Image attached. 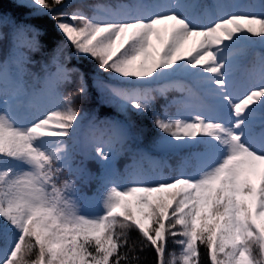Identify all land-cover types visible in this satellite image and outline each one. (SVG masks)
Here are the masks:
<instances>
[{"label":"snow or ice","instance_id":"1","mask_svg":"<svg viewBox=\"0 0 264 264\" xmlns=\"http://www.w3.org/2000/svg\"><path fill=\"white\" fill-rule=\"evenodd\" d=\"M14 6L27 20L0 15V264H138L133 230L155 264H200V245L210 264H264V0H128L90 16L73 0ZM45 17L63 40L37 75L44 33L28 21ZM93 91L114 115L77 106ZM133 117L151 119L174 175L117 178L121 155H148ZM89 161L100 184L81 197Z\"/></svg>","mask_w":264,"mask_h":264},{"label":"trees","instance_id":"2","mask_svg":"<svg viewBox=\"0 0 264 264\" xmlns=\"http://www.w3.org/2000/svg\"><path fill=\"white\" fill-rule=\"evenodd\" d=\"M250 1L255 0H248V2ZM73 2L80 7L81 11L90 16L94 13L97 5L114 7L122 3H127L128 0H73ZM201 2L211 3L212 0H201ZM24 12V9H18L14 6V0H0V15L15 17L18 21L27 20ZM28 22L35 24L44 33L41 38L44 45L43 51L33 56V63L30 65V71L32 73L42 75V65L48 61V58L53 52V49L63 40V37L60 36V34L52 27L53 22L46 17L44 19L31 20ZM3 31L7 33L8 29L3 28ZM8 50V42L0 41V60H3L7 57ZM65 55L70 58L67 61L69 67H79L88 72H90L91 68L93 67V64L88 61L78 60L73 55V50L71 48L65 49ZM28 80L29 83H34L31 77H28ZM180 95L181 93L179 92L170 91L168 93L167 99H165L164 97H159L155 102L156 109L158 111L161 110L162 106L169 103L173 99L179 98ZM77 106L83 109L89 117L95 116L98 119H103L105 116H111L115 114V109L100 105L99 96L95 91H93L92 95L88 99L78 101ZM170 111L174 112L175 108L173 107L172 109H170ZM132 119L134 122L135 131L140 137V140L138 141V147L143 149L148 155L142 158L139 156L134 157L131 153L125 154L120 158V162H116L117 178L121 181L122 184H126L129 179L127 174L133 169L136 172L139 171L140 173L152 172L153 169H155V171L158 173L162 172L165 176H171L177 166L178 158L167 157L162 160V154L159 151H154L153 141L158 133L151 119L139 117H133ZM150 154H154L159 158L161 162L159 166L154 167L148 162H145V158H147ZM134 160L135 164L133 163ZM166 161H168L169 163H166ZM87 171L89 177L86 179V182L79 180L76 182L77 188L79 189L78 195H80L81 197L93 196L96 193L98 185L100 184L99 166L97 164L89 162L87 163ZM65 176L74 178L70 177V175L67 173H65ZM177 239H179V237ZM129 244H135V252L129 253V255H138L140 258L138 264H155V252L151 248H145L143 251H140L141 240L138 233L134 230L130 233ZM179 250L180 246L173 243L170 238L168 243V251H175L177 254H179ZM200 253V264H210L207 250L204 245H200ZM133 264H137V262L134 261Z\"/></svg>","mask_w":264,"mask_h":264},{"label":"rangeland","instance_id":"3","mask_svg":"<svg viewBox=\"0 0 264 264\" xmlns=\"http://www.w3.org/2000/svg\"><path fill=\"white\" fill-rule=\"evenodd\" d=\"M237 2H239V3H245V0H237ZM255 2H259V1L257 0V1H255ZM250 3H251V2H250ZM22 111H27V110H22ZM154 151H155V152H158V150L155 149V148H154ZM124 155H125V154H124ZM124 155H121V156L118 158L117 162H120V158L123 157ZM79 159H81V157L77 156V157H76V160L79 161ZM89 162H90V163H94V162H91V161H89ZM89 162H88V163H89ZM145 162H148L149 164L153 165L154 167H157V166H159V165L161 164L159 158H158L157 156H155L154 154H150L147 158H145ZM166 163H169V162L166 161ZM94 164H95V163H94ZM137 172L139 173V171H137ZM172 175H174V173H173Z\"/></svg>","mask_w":264,"mask_h":264}]
</instances>
